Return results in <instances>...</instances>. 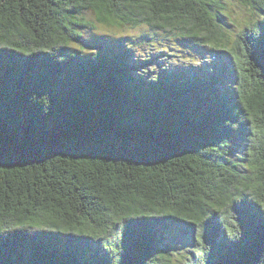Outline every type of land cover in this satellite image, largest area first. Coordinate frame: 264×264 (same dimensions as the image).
Returning a JSON list of instances; mask_svg holds the SVG:
<instances>
[{
	"label": "trees",
	"instance_id": "obj_1",
	"mask_svg": "<svg viewBox=\"0 0 264 264\" xmlns=\"http://www.w3.org/2000/svg\"><path fill=\"white\" fill-rule=\"evenodd\" d=\"M239 1L232 41L226 0H0V264H264V0ZM99 26L187 64L82 45Z\"/></svg>",
	"mask_w": 264,
	"mask_h": 264
},
{
	"label": "rangeland",
	"instance_id": "obj_2",
	"mask_svg": "<svg viewBox=\"0 0 264 264\" xmlns=\"http://www.w3.org/2000/svg\"><path fill=\"white\" fill-rule=\"evenodd\" d=\"M226 8H227V14L229 16V20H227L230 23V37L233 41L234 34L240 30L241 24L245 22L248 18L257 19L261 18L260 13L252 12L248 6L241 3L239 0H226ZM253 13V14H252ZM260 14V15H259ZM87 18H92L91 14L87 15ZM145 33V30L143 28L140 29H130L128 27L116 29V28H110L105 26H99L98 29L88 34L83 35L81 39V44L86 46L87 48H93L95 45L92 43L94 38H98V41L104 40L100 42L97 46V49H108L109 42L112 44L119 43L122 45V48H127L133 46L132 50L136 54V56H141V58L145 57V59H148L151 63L148 65H143L141 63L142 68L141 70L147 71L148 67H150L152 70H155L157 73L162 69L163 67L169 68V70L180 68L182 65L187 64L186 62L182 61L180 57H173L172 55H164L162 56L161 53H155L156 46L154 43H145V44H138L139 38L141 35ZM75 47V46H72ZM162 47H173V41L169 37H166L162 42ZM90 49V50H91ZM198 54H204L202 51H197ZM175 54H179V52H176ZM193 55H195L192 52ZM188 56V55H184ZM207 54H204V58H197V60H192V58H188V63L191 65L190 68L193 69L194 66H197V62L201 60L206 59Z\"/></svg>",
	"mask_w": 264,
	"mask_h": 264
}]
</instances>
